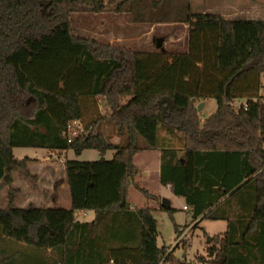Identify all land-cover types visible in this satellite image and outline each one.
Listing matches in <instances>:
<instances>
[{
	"label": "trees",
	"instance_id": "1",
	"mask_svg": "<svg viewBox=\"0 0 264 264\" xmlns=\"http://www.w3.org/2000/svg\"><path fill=\"white\" fill-rule=\"evenodd\" d=\"M74 13L186 24L189 51L143 54L77 37ZM262 76L264 20L193 14L191 0H0V188L8 191L0 264L170 262L157 243L154 211L129 204L133 186L156 199L135 180L136 156L156 150L160 184L185 199L192 217L227 222L225 233L206 235L208 258L199 262L264 264ZM239 99L247 103L237 106ZM207 100L218 108L202 121L198 106ZM111 127L119 143L106 133ZM16 148L99 151L98 161L66 163L72 210L92 212L94 220L67 228L62 207L17 208L13 173L36 178Z\"/></svg>",
	"mask_w": 264,
	"mask_h": 264
},
{
	"label": "rangeland",
	"instance_id": "2",
	"mask_svg": "<svg viewBox=\"0 0 264 264\" xmlns=\"http://www.w3.org/2000/svg\"><path fill=\"white\" fill-rule=\"evenodd\" d=\"M216 1V0H215ZM241 6L245 9V17L264 18V14H257V11H264V0H238ZM206 5V4H205ZM191 10L196 13V8L192 5ZM255 13V14H254ZM110 13L90 14V13H74L70 20L74 35L77 37L95 40L101 43L110 44L122 48H126L135 52L149 54L156 53L159 50L156 48L157 37L160 33H166L163 48L169 53L183 52V42H175V39L170 36L173 28H159L158 33L153 37L146 38L142 36L141 30L138 26H133L130 20L125 21L126 17L131 18L130 14H117L115 23H110ZM107 20V21H106ZM133 22V21H132ZM134 23V22H133ZM111 24V25H110ZM136 24V23H135ZM162 31V32H161ZM190 31V29H189ZM177 35H185L181 29L173 31ZM103 36V38H102ZM105 37V38H104ZM101 40V41H100ZM185 43V40H184ZM259 97L264 100V76H262ZM207 108L201 113V116L208 118L214 114L218 108L215 100H207ZM247 103V99H239L236 102L237 106H242ZM100 112L102 115H107V107L104 103H100ZM107 134H112V142L119 143L120 139L116 134L114 128H108ZM164 131L161 132L164 138ZM174 146H181V143L175 141ZM14 155L19 160L30 159V172L32 178L26 180L19 173H13V184L16 189L20 190L19 197L15 203L17 208H25L27 206L49 207L61 206L67 212L68 223H71L75 217L72 210L71 194L68 187L66 163L67 161L90 162L98 161L103 156L97 150H86L78 155L74 151L69 150L65 152H51L44 149L34 148H16ZM114 156V151H108L104 158L111 160ZM146 156L141 153L137 160V165H141ZM151 167L146 177L143 176L141 182V171L135 178L136 182L143 188H146L150 193L156 195V199H147L145 196L137 191L135 187H130L129 199L133 206L148 208V206H155L154 216L158 223V237L157 243L160 248H166L167 255L172 254L170 262L161 264H175L176 262L188 264H204L199 262V257H207L206 235L214 237L223 234L227 231V222L202 220V218L195 220L192 217L190 209L185 210L187 206L184 198L175 196L170 190L160 184V167L156 165L154 159L150 160ZM158 167V168H157ZM145 179H148L147 182ZM7 189L3 191L0 188V208H5L8 204ZM169 199L171 201V208L173 213L162 208V200ZM91 213V212H90ZM74 217V218H73ZM79 217V216H78ZM92 214L87 217H81L79 220L90 222ZM178 226V231L176 230ZM70 228V227H69Z\"/></svg>",
	"mask_w": 264,
	"mask_h": 264
},
{
	"label": "crops",
	"instance_id": "3",
	"mask_svg": "<svg viewBox=\"0 0 264 264\" xmlns=\"http://www.w3.org/2000/svg\"><path fill=\"white\" fill-rule=\"evenodd\" d=\"M192 5H194V7L196 8V11H197L196 13H193L191 10V13H193V14H203V15L212 14V15H218V16H221L225 19H230V20H240V19L264 20V18H254V17L248 18V17H245V15H247V13H245V10H244L245 8L243 6H241V2H239L238 0H216V1L215 0H191V7H192ZM257 14H264V11L259 10V11H257ZM116 16H117V14L116 15H110L109 19H107V20L110 23H115L114 21H116L117 19H120V18H116ZM128 20H130V23L133 26H135V27L138 26V28L142 31L141 32L142 36H145L146 38L153 37L154 34L158 33L159 28H164V27L173 28V29H171L170 36L173 37V39H175V42H177V43L183 42L182 44H184L183 47L185 48V50L182 53H187L189 51V33H190L189 25H186V24H155V25H153V24H135L132 22L131 18L126 17L125 21H128ZM175 29H181V31L184 32L185 35H181V36L177 35V33L173 32ZM167 35H166V33L162 32V33H160V37H157V38L158 39L163 38V37H166ZM102 38H103V36H102ZM163 39L165 40V38H163ZM184 40H185V43H184ZM178 53H181V52H178ZM260 99H261V102L264 104V100L261 97H260ZM201 103H203L204 107H203L202 111H199L200 115L207 108L208 102L204 101ZM177 104L182 106V107H185V106H187V99L183 98V97H178L177 98ZM201 118H202V121H204V119H206L202 116H201ZM142 154H144L146 157L144 158V161L141 163V165H137V163H136L141 154H138L135 158V163L140 168L139 170L141 171V177H142L141 182L143 180V176L146 175V177H147V175L150 171V167H151L150 160L151 159H154L156 162V165H158V167H161V154L162 153L160 150H156V151H145V152H142ZM159 178H160V176H159ZM147 180L148 179H145L146 182H147ZM0 184H1V181H0ZM4 188L5 187H2L1 190L3 191ZM166 188L168 190H170L169 187H166ZM7 196H8V194H7ZM129 204H130L131 208H142V207L133 206L130 199H129ZM49 207H52V206H49ZM59 207H61V206H59ZM185 207H187V206H185ZM148 208L155 209L156 207L155 206H148ZM89 214H92V216H93L91 218V221L94 220V213H92V212L91 213L90 212H74L75 218L73 217L74 219L73 220L71 219V223H68L67 212H66L67 228H69L74 221H83L84 222V220H79V218H81V217L85 218Z\"/></svg>",
	"mask_w": 264,
	"mask_h": 264
},
{
	"label": "water",
	"instance_id": "4",
	"mask_svg": "<svg viewBox=\"0 0 264 264\" xmlns=\"http://www.w3.org/2000/svg\"><path fill=\"white\" fill-rule=\"evenodd\" d=\"M164 42H165V40H164L163 38H159V39H157V40H156V48H157L158 50H160V49L164 50V48H163ZM203 107H204V105H203V103H201V104L198 106V110H199V111H202ZM162 208H163L164 210H166V211H169V210L171 209V201H170L169 199H166V198L163 199V200H162Z\"/></svg>",
	"mask_w": 264,
	"mask_h": 264
},
{
	"label": "built area",
	"instance_id": "5",
	"mask_svg": "<svg viewBox=\"0 0 264 264\" xmlns=\"http://www.w3.org/2000/svg\"><path fill=\"white\" fill-rule=\"evenodd\" d=\"M77 127H78V122H73L69 125L68 127V136L70 139L73 137L77 136ZM185 210H188L187 207H185Z\"/></svg>",
	"mask_w": 264,
	"mask_h": 264
}]
</instances>
